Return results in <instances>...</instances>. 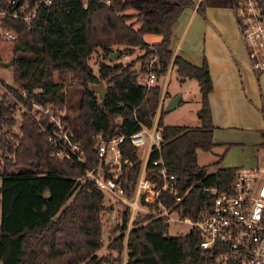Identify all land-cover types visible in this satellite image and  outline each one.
<instances>
[{
  "label": "trees",
  "instance_id": "obj_1",
  "mask_svg": "<svg viewBox=\"0 0 264 264\" xmlns=\"http://www.w3.org/2000/svg\"><path fill=\"white\" fill-rule=\"evenodd\" d=\"M29 6L39 0H16ZM214 5L233 9L239 0H211ZM208 0H50L40 3L28 28L24 21L5 18L3 26L12 29L16 38L11 44V79L25 92L21 101L29 107L35 101L48 105L52 111L70 109L64 88L78 91L76 110L66 113L63 120L71 128L86 153V161L50 155L49 144L38 129L37 122L26 112L18 121L13 114L15 102L0 94V158L12 161L0 170V261L2 264H108L119 262L123 230L126 228L128 206L118 213L120 231L106 244V253L96 256L102 245L101 217L106 206L100 189L87 178H78L82 168L95 160L91 136L100 132L104 138L124 135L119 142L121 154L131 161L126 171L127 188L134 184L140 159L126 136L150 126L156 114L159 148L147 156V166L160 158L166 168L177 174L184 199L182 215L193 216L202 206L205 193L202 185L228 189L235 166H217L229 147L213 162L196 163V151H210L212 129L208 93L211 90L207 63L202 56L199 64L191 63L169 48L171 27L186 8L202 16ZM6 0H0L4 7ZM155 34L158 41L147 43L144 35ZM115 48L117 58L108 56ZM136 47L142 49L134 60L121 62ZM99 48L101 58L94 74L87 62ZM153 58L155 82L146 87L147 62ZM174 67L180 80L194 79L199 93L196 117L198 126L163 125V109L158 107L160 86L157 79L168 66ZM141 76V77H140ZM102 82V98L91 86ZM15 96L21 98L14 90ZM259 112L264 118V104ZM16 125V132L2 130ZM264 144V141L262 142ZM45 191L47 194L45 195ZM167 223L150 214L133 215L124 242V264H202L198 249L199 236L190 228L185 233L169 235Z\"/></svg>",
  "mask_w": 264,
  "mask_h": 264
},
{
  "label": "built area",
  "instance_id": "obj_2",
  "mask_svg": "<svg viewBox=\"0 0 264 264\" xmlns=\"http://www.w3.org/2000/svg\"><path fill=\"white\" fill-rule=\"evenodd\" d=\"M39 2L48 4L50 0ZM39 2L29 6L16 0H6L5 6L0 7V41L11 43L16 38L12 29L3 26L4 19L17 18L29 28ZM232 10L251 68L263 70L264 0H239ZM149 61L144 77L146 87L155 82L153 58ZM15 86L10 88L0 80V94L15 102L18 115L26 112L37 122L39 131L49 144L50 155L72 160L75 164L84 163L86 153L63 120L69 111L62 108L54 112L48 105L32 100L26 107L21 101L25 98V92L18 85ZM123 138L121 134L109 138H104L100 132L92 135L90 148L95 160L82 168L78 178L92 180L106 201L116 202L120 207L123 204L128 206L126 230L133 215L145 213L159 217L166 223L185 221L199 236L202 264H264V164L235 166L228 189L202 185L201 190L205 193L202 206L193 216L182 215V206L175 204L184 199L187 189L180 191L177 174L169 171L160 158L152 160L151 165L147 166L149 152L159 148L160 135L155 120L150 126H141L126 136L136 155L137 149L143 148V155L139 156L140 166L130 190L127 188L126 171L132 163L121 154L119 142Z\"/></svg>",
  "mask_w": 264,
  "mask_h": 264
},
{
  "label": "crops",
  "instance_id": "obj_3",
  "mask_svg": "<svg viewBox=\"0 0 264 264\" xmlns=\"http://www.w3.org/2000/svg\"><path fill=\"white\" fill-rule=\"evenodd\" d=\"M191 1L196 4L199 0ZM149 35L151 34L144 35V40L147 43L158 41L159 36L149 41L147 38ZM240 41L233 10L227 6L214 5L211 0H208V3L204 6L202 16L195 11L194 7L186 8L171 27L169 48L172 53L180 54L194 64H199L200 58L204 56L207 63V70L211 81V90L207 98L211 124L213 126L212 141L215 144L222 145V151L220 150L221 152L218 151L219 153H216L217 159L218 155L224 150L223 143H233L231 147L227 148L217 166H252L264 164V158L261 156L260 150V147L264 146L262 144L264 141V126L258 121L253 123L251 115L252 106L240 94L235 67L229 57L230 50H232L233 46L236 47L237 43L241 44ZM168 70H172L175 75L174 79L179 80L174 67L169 65ZM157 84L159 83L157 82ZM159 86L161 87L159 106H163L164 96L166 103L176 93L179 94V103L187 101V99H183L182 92H169L165 90L163 84H159ZM233 100L242 109L241 112L236 113L230 108V103ZM260 103L264 104V98L260 99ZM236 114L240 115L239 122L233 120V116ZM196 124V126L199 125V120ZM216 132L221 133L222 137L219 138L223 141L218 142V139H214ZM243 145L249 147L247 150H252V154L249 155L250 157L243 153L244 149L238 150ZM198 151H196V157ZM210 160L209 163L211 164L216 161L214 159ZM196 163L203 164L198 162L197 158ZM124 252L125 249L122 248L120 260L114 264H124ZM0 264H2L1 261Z\"/></svg>",
  "mask_w": 264,
  "mask_h": 264
},
{
  "label": "rangeland",
  "instance_id": "obj_4",
  "mask_svg": "<svg viewBox=\"0 0 264 264\" xmlns=\"http://www.w3.org/2000/svg\"><path fill=\"white\" fill-rule=\"evenodd\" d=\"M157 36V37H153ZM149 41H152L154 38H158V35L151 34L147 36ZM241 40V39H240ZM156 41V40H153ZM240 43H237L236 47L233 46L232 50H230L229 57L235 67L237 81L239 84V90L240 94L245 101L250 104L251 107V115L253 123H256L257 121L261 123V125L264 126V118L262 114L259 112V109L261 107V104H259L260 99L264 98V69L260 71H255L251 68L250 61L245 53L244 46L242 44V41ZM11 44L7 41H0V80L3 82V84H7L10 88L16 87L12 79H11V70L10 67L3 66V62L9 60L11 58ZM113 52H116L115 48L120 47H112ZM142 53V49L134 47L132 49V52L128 55L121 56L119 58V61L125 63L134 60V66L137 68L138 61L136 60L137 56ZM101 58V51L99 48H96L95 51H93L89 58L87 59L88 64L90 65L92 72L94 74L97 73V61ZM151 59V58H150ZM154 60V59H153ZM153 62V61H152ZM150 61L148 60L147 64H149ZM167 71V70H166ZM166 74L163 76H160L157 79V82L159 84H163L166 91L173 92H182L183 93V99H187L186 102L183 103H176L177 105L173 108H171L168 111H165V96L163 98V115H162V124L163 125H186V126H196V122L198 121L196 117V110L199 106V93L197 90V84L194 79H186V80H175L174 72L171 70H168L165 72ZM141 77V76H140ZM145 77V73H144ZM144 80L139 78V81ZM67 92V103L71 106H74L73 108L68 109L69 114H72L76 110V105L78 102V91L76 90V87L74 86H67V88H64ZM161 89V87H160ZM262 102V101H261ZM256 105V106H255ZM230 108L235 111L236 113L241 112L242 109L239 107L237 102L233 100L230 103ZM253 108V109H252ZM247 112V111H246ZM156 114L153 117V121L156 119ZM14 117H18V113L14 112ZM32 117V116H31ZM18 119V118H17ZM16 119V120H17ZM19 120V119H18ZM233 120L236 122H239L240 115L236 114L233 116ZM195 123V124H194ZM9 130L12 132H16V125H13L11 127L3 126L2 130ZM240 130V129H238ZM221 133H215L214 139H218L217 141H223L221 138ZM227 141V140H224ZM217 142V143H218ZM223 144H227L229 147L233 145L231 142H225ZM249 148L248 146H241L238 150H243V153L246 156H249L252 154V150H247ZM261 149V156L264 158V146L260 147ZM137 156L139 158L140 154L143 155V148L137 149ZM222 151V145L215 144L213 148L210 151H201L199 150L197 153V161L203 164H208L207 169L211 170L214 167V164L209 163L210 159H217L216 153H219L218 151ZM220 151V152H221ZM260 155V154H259ZM250 157V156H249ZM9 156L7 155V159L4 161L2 157L0 158V170L2 164H6V167H10L12 164V161L8 159ZM233 158V157H232ZM12 167V166H11ZM106 198V197H105ZM103 202L106 206V216L101 217V237H102V245L95 250L96 256H99L103 253H106V247L105 244L117 233L120 231L118 228V213L120 211V204L116 202L106 201L103 199ZM112 216V218H110ZM135 216H141V215H135ZM190 225L185 221H168L166 225V232L169 235L177 234V233H185L189 230ZM126 232L127 230H123V239H122V248H124V242L126 238ZM115 255V252H110V255L108 256V260H101L97 264H108L109 258ZM117 263V262H116Z\"/></svg>",
  "mask_w": 264,
  "mask_h": 264
},
{
  "label": "water",
  "instance_id": "obj_5",
  "mask_svg": "<svg viewBox=\"0 0 264 264\" xmlns=\"http://www.w3.org/2000/svg\"><path fill=\"white\" fill-rule=\"evenodd\" d=\"M117 58V53L116 52H112L111 54H109L108 56V59L109 60H115ZM12 62H13V58L11 57L9 60L3 62V66L5 67H10L12 65ZM92 90L95 91L96 93H98L99 95V98L101 99L104 92H105V88L102 84V82H98L96 84H93L91 86ZM179 100V94H174L171 98H169L166 102V106H165V111H168L170 110L171 108L174 107V105L178 102ZM45 195L47 194V192L45 191L44 193ZM107 213H105V216H106Z\"/></svg>",
  "mask_w": 264,
  "mask_h": 264
}]
</instances>
